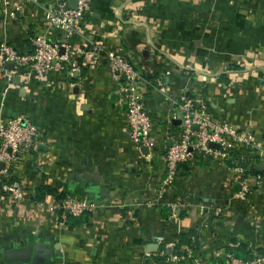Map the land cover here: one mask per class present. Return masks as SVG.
Segmentation results:
<instances>
[{"label":"crops","instance_id":"0c3cea01","mask_svg":"<svg viewBox=\"0 0 264 264\" xmlns=\"http://www.w3.org/2000/svg\"><path fill=\"white\" fill-rule=\"evenodd\" d=\"M54 2L0 0V42L28 52L44 33L70 51L95 41L127 58L148 80L154 143L144 152L130 140L120 82L104 59L75 52L71 72L10 80L0 72V116H27L40 132L0 178V264H13L7 254L24 247L36 264H183L186 255L174 252L180 233L197 240L200 264L263 255L264 156L240 151L241 168L196 152L167 178L165 150L179 132L182 94L264 148V0H90L81 29L69 35L47 23ZM9 177L21 202L4 193ZM38 185L96 207L70 228L50 210L53 194L30 200ZM180 249L191 256L186 242Z\"/></svg>","mask_w":264,"mask_h":264},{"label":"built area","instance_id":"2783aa9c","mask_svg":"<svg viewBox=\"0 0 264 264\" xmlns=\"http://www.w3.org/2000/svg\"><path fill=\"white\" fill-rule=\"evenodd\" d=\"M89 3L90 0H76V5L72 7L68 4V0H55L54 4L47 6L44 11L48 25L58 29L64 35L79 31ZM31 45L30 51L20 52L8 42H0V72L8 80L14 74L21 79L28 78L30 75L43 76L52 68L71 72L79 65L76 56H71L75 52L80 56L85 54L91 56L93 62L104 59L109 64L113 78L120 82V93L125 98V115L130 140L139 149L143 146L150 148L153 145L152 120L144 102V84L148 83V80L140 74L130 60L95 41H90L87 50L70 51L66 43L52 41L44 33L34 35L31 38ZM61 47L64 48L62 53ZM8 64H12V67H8ZM179 99V107L183 115L178 134H173L172 143L165 150L167 178L177 173L179 164L192 160L196 152L224 160L231 158L234 150L247 152L254 150L264 156V148L255 140L251 132L240 130L226 120L212 117L202 104L193 103L183 94ZM193 124L197 125L196 129L193 128ZM39 134L37 124L27 116H0V162H3L0 178L10 175L9 168L21 162L25 154L33 150ZM210 142H216L218 147L210 146ZM9 180L10 177L3 185V188L10 192L9 196L16 199L22 197L18 182ZM95 207L96 202L91 198L72 195L49 203L50 210L60 212L63 217L79 216L85 211L94 210ZM172 256L176 260L180 258L177 254ZM263 262L264 254L254 258L231 254L225 263L260 264ZM193 263L200 264V260L194 257Z\"/></svg>","mask_w":264,"mask_h":264},{"label":"trees","instance_id":"16d2710c","mask_svg":"<svg viewBox=\"0 0 264 264\" xmlns=\"http://www.w3.org/2000/svg\"><path fill=\"white\" fill-rule=\"evenodd\" d=\"M246 160L247 159L241 155V152L239 150H234V151H232V157L225 159V162L231 167L238 166V167L244 168V167H246V162H247ZM10 180L11 181L15 180L17 182V180L13 179V177H10ZM48 194H53L56 197V199H61L64 196L63 193L58 192L55 188H53L49 185H38L34 188L33 194H31V196H30V200L34 203L35 202L36 203L42 202L45 199L46 195H48ZM66 218H68L67 219L68 220V227H70V228H72L73 226L77 225L80 222V220L78 219V216L73 217L70 215V216H66ZM187 235L188 234H186V233H180L179 240L176 243V247H174L175 248L174 252L175 251L176 252L181 251L182 253H179V254L186 255L185 258L180 260V263L193 264V258L197 257V255H198L197 254V247L198 246L196 245L197 240L194 238H190ZM183 242H186L188 244V246L191 248V250H192L191 256H187L186 251L184 249L183 250L180 249V245Z\"/></svg>","mask_w":264,"mask_h":264},{"label":"water","instance_id":"95a60500","mask_svg":"<svg viewBox=\"0 0 264 264\" xmlns=\"http://www.w3.org/2000/svg\"><path fill=\"white\" fill-rule=\"evenodd\" d=\"M70 6L74 7L76 5V0H73L72 3L69 4ZM64 51V48H60V52L62 53ZM8 67H12V64H8ZM16 78H18V76H16ZM193 128L196 129L197 128V125L196 124H193ZM210 146L212 147H218V144L216 142H210ZM142 150L144 152H146L148 150V148L146 146H143L142 147ZM3 167V162H0V168ZM27 251V252H26ZM21 253V255H19ZM48 253V252H47ZM22 254H26L25 256L27 257H23ZM16 255H18V257L16 258H11V262H13V264H21L22 261H28L32 258V255H31V249L29 247H26V248H22L20 249V251H18L16 253Z\"/></svg>","mask_w":264,"mask_h":264},{"label":"flooded vegetation","instance_id":"af4514ba","mask_svg":"<svg viewBox=\"0 0 264 264\" xmlns=\"http://www.w3.org/2000/svg\"><path fill=\"white\" fill-rule=\"evenodd\" d=\"M24 248H26V247H24ZM18 251H20V250H18ZM18 251H17V252H18ZM17 252H15V254H12V255L7 254V257H8V258H16V257H18V255H16ZM19 255H21V253H20ZM25 255H26V254H22L23 257H25ZM45 259H47V258H45ZM36 263H37V262H36L33 258H31V259L28 260V261H22L21 264H36Z\"/></svg>","mask_w":264,"mask_h":264},{"label":"rangeland","instance_id":"374dc122","mask_svg":"<svg viewBox=\"0 0 264 264\" xmlns=\"http://www.w3.org/2000/svg\"><path fill=\"white\" fill-rule=\"evenodd\" d=\"M4 193L6 194V193H10V192H9V191H5ZM9 198L12 199L13 202H14V199L16 200L15 202H18V200L21 202L22 199H23V196H22V197H19V198H17V199H16V198H12V197H10V196H9ZM26 252H27V251H26ZM25 257H27V256H25ZM193 264H194V263H193Z\"/></svg>","mask_w":264,"mask_h":264}]
</instances>
